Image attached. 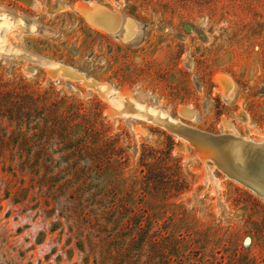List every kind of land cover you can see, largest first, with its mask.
Masks as SVG:
<instances>
[{
    "label": "rangeland",
    "instance_id": "rangeland-1",
    "mask_svg": "<svg viewBox=\"0 0 264 264\" xmlns=\"http://www.w3.org/2000/svg\"><path fill=\"white\" fill-rule=\"evenodd\" d=\"M87 1L139 21L138 40L89 24L74 7ZM1 10L11 17L0 25L24 20L5 33L10 46L198 129L264 141V0H0ZM224 75L236 83L229 101ZM108 107L75 78L0 54V264H264V199L165 127Z\"/></svg>",
    "mask_w": 264,
    "mask_h": 264
},
{
    "label": "bare ground",
    "instance_id": "bare-ground-1",
    "mask_svg": "<svg viewBox=\"0 0 264 264\" xmlns=\"http://www.w3.org/2000/svg\"><path fill=\"white\" fill-rule=\"evenodd\" d=\"M87 6L92 7L91 8V16L86 15L85 4H76L74 7L78 11L83 14V16H90L91 18V24L98 26L99 24L101 26H98L99 28L102 27V29L106 30L107 32L113 33L114 35L118 36L121 40H126V42H135L139 38V33L141 32V23L139 21L134 20L133 18L123 14L119 10H113L108 7H104L103 5H100L93 1H87ZM0 15H3V18L6 17V15H9L11 17L10 13H3L2 10L0 11ZM97 16V17H96ZM24 20H21V17L15 16L14 22H11V25H7L6 22L1 23L0 25V54H15L17 56H22L26 58H32V60H36L37 62L46 65L51 69V75L55 78L58 76H64L63 71H69L76 75L78 77V81L83 82L87 86L93 88L94 90H97L100 95L102 94L103 98L107 100L109 103L108 112L113 115H118L121 117H129L127 114H134V116H139L147 120H155L157 118H172V119H179V118H173L171 117L167 112L163 111L162 109L147 105L142 101L136 100L135 98L131 97L128 92L125 93L122 91H119L116 87L113 85L107 83V82H100V81H94V79L89 76L86 72L80 71L77 68H72L70 66H64L63 64L59 62H52L45 58H39L38 56L32 55L28 52H25L23 50L18 49L17 47L10 46L9 43L4 40L5 33L9 31V34H13L17 32L18 30L22 28L24 25ZM37 29V26L32 23L28 25L27 30L33 31ZM21 32V31H20ZM2 44V45H1ZM8 45L9 48H5ZM45 59V62H42L41 60ZM71 69V71H70ZM50 73V72H49ZM65 78H67L65 76ZM220 78V77H219ZM219 82V81H218ZM221 86L219 87L221 90L223 97L226 100H231L236 92V83L231 80L227 76H221L220 81ZM130 103L133 107V111L131 110H124L125 104ZM129 104V105H130ZM127 106V105H126ZM129 107V106H128ZM126 107V108H128ZM191 112L192 119L196 117V113L192 111L191 109L187 107H182L179 109V112L183 116H189V112ZM129 112V113H128ZM132 116V115H131ZM130 116V117H131ZM151 118H149V117ZM154 122V121H153ZM227 126L231 128V124L229 122H226ZM236 135V134H235ZM244 137V136H242ZM248 138V137H245ZM251 139V138H248ZM256 142H264L257 139H251Z\"/></svg>",
    "mask_w": 264,
    "mask_h": 264
},
{
    "label": "water",
    "instance_id": "water-1",
    "mask_svg": "<svg viewBox=\"0 0 264 264\" xmlns=\"http://www.w3.org/2000/svg\"><path fill=\"white\" fill-rule=\"evenodd\" d=\"M81 3L86 5V15L91 16L92 7L87 6V2ZM86 15L83 18L91 24L90 16ZM41 61L45 62V59ZM63 74L69 78L78 79L68 70L63 71ZM188 112L189 116L185 117L192 118L191 112ZM153 121L165 127L175 137L188 142L200 161L211 162L224 175L264 199V142H256L228 132H207L180 119L164 117Z\"/></svg>",
    "mask_w": 264,
    "mask_h": 264
}]
</instances>
